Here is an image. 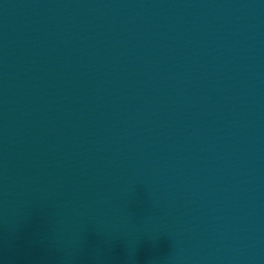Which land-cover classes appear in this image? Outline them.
I'll return each mask as SVG.
<instances>
[{
	"label": "water",
	"instance_id": "water-1",
	"mask_svg": "<svg viewBox=\"0 0 264 264\" xmlns=\"http://www.w3.org/2000/svg\"><path fill=\"white\" fill-rule=\"evenodd\" d=\"M0 264H264V0H0Z\"/></svg>",
	"mask_w": 264,
	"mask_h": 264
}]
</instances>
